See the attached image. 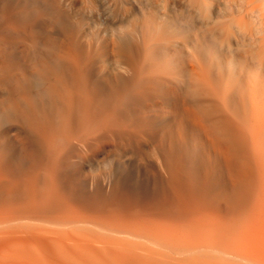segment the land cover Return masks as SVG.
Returning <instances> with one entry per match:
<instances>
[{
  "label": "bare ground",
  "instance_id": "bare-ground-1",
  "mask_svg": "<svg viewBox=\"0 0 264 264\" xmlns=\"http://www.w3.org/2000/svg\"><path fill=\"white\" fill-rule=\"evenodd\" d=\"M99 2L117 25L122 79L104 101L86 76L95 54L74 31L93 0L51 3L67 34L36 73L49 106L21 115L42 158L0 172V264H264V0ZM133 102L172 109L175 130L153 152L164 179L146 204L84 217L58 169L119 129Z\"/></svg>",
  "mask_w": 264,
  "mask_h": 264
},
{
  "label": "rangeland",
  "instance_id": "rangeland-1",
  "mask_svg": "<svg viewBox=\"0 0 264 264\" xmlns=\"http://www.w3.org/2000/svg\"><path fill=\"white\" fill-rule=\"evenodd\" d=\"M56 1L0 0V172L7 176L27 174L42 158L29 135L32 123L21 115L30 103L49 106L36 73L52 64L67 34L66 28L52 22L50 4ZM93 2L91 15H84L74 32L81 33L83 39H78L84 43L91 41L82 44L95 54L86 76L90 85H99L105 101L111 87L122 79L117 67L126 65L119 53L114 17L99 7V0ZM171 110L149 102L138 107L133 102L122 112L119 129L104 130L70 152L69 165L57 172L60 188L73 205L86 207L84 217H95L87 211L96 210L99 203L115 201L127 208L153 199L164 179L154 146L166 129L175 130Z\"/></svg>",
  "mask_w": 264,
  "mask_h": 264
}]
</instances>
